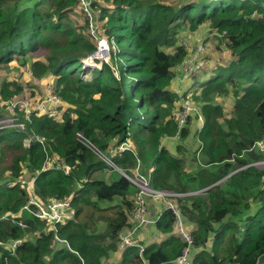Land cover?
<instances>
[{
    "label": "trees",
    "instance_id": "16d2710c",
    "mask_svg": "<svg viewBox=\"0 0 264 264\" xmlns=\"http://www.w3.org/2000/svg\"><path fill=\"white\" fill-rule=\"evenodd\" d=\"M17 2L0 0V98L32 96L44 80L59 115L29 110L22 129L0 128V264H176L185 241L166 207L148 224L162 239L141 256L128 247L105 262L129 223L136 189L127 176L135 172L155 189H202L172 197L193 224L190 264H264V170L251 164L264 158L254 145L264 141V0H91L111 63L100 61L90 81L80 78L78 57L97 42L79 0ZM201 27L214 54L199 52L178 91ZM33 176L39 201L69 200L63 222L11 216L27 194L7 183Z\"/></svg>",
    "mask_w": 264,
    "mask_h": 264
},
{
    "label": "built area",
    "instance_id": "2783aa9c",
    "mask_svg": "<svg viewBox=\"0 0 264 264\" xmlns=\"http://www.w3.org/2000/svg\"><path fill=\"white\" fill-rule=\"evenodd\" d=\"M82 9L85 11L87 16L91 18L94 16V8L91 5V0H79ZM92 26V24H91ZM96 31V28H95ZM97 33V31H96ZM94 37L97 40L98 47H106L104 42H106L105 37L100 35L99 33L94 34ZM107 43V42H106ZM108 45V44H107ZM108 49V48H107ZM98 50V48H97ZM203 51V47L198 45L197 52ZM189 61V60H187ZM194 61V60H193ZM88 65L84 64L81 66L83 68L82 72L86 70ZM85 68V69H84ZM193 68V67H192ZM191 68V69H192ZM190 69V70H191ZM188 70V69H186ZM188 70V71H190ZM82 78V77H81ZM84 79V78H83ZM91 80V79H90ZM189 101L185 100L184 101V111L179 115V120H178V125H180L184 121V114L187 112L189 109ZM79 137H82L81 133H78ZM28 144V140L25 142ZM260 148H264V142L260 141L257 143ZM129 144L127 143H122L119 145V149H124L127 147ZM94 150L97 151V155L102 156L103 158L106 157L104 154L99 151L97 148H93ZM99 152V153H98ZM108 162L113 165V162L108 159ZM256 166H259L262 168L260 165L264 164V159H260L258 161H255L253 163ZM65 171H68V165H62ZM264 170V169H263ZM138 174V176H135ZM139 175L142 176V179H139ZM127 176V175H125ZM144 175L135 172L132 177L127 176L128 180L135 184L137 186L136 192L134 194V208L131 211V214L129 216V223L126 227H123L116 236V241H115V247H116V252L120 253L124 251L127 247H136L139 250V254L141 255L142 251L145 248V243L140 240L138 235V231L142 228L148 225L149 223L153 224L155 220H157L161 213L160 211L154 214V216L150 215V212H148L147 209V204H148V198L152 197L153 199H161V202L166 199V202H163V205L166 208H170L172 212L175 215V219L173 220L172 223V233L177 234L181 239L185 241V246L182 248L181 253L176 257L175 263L176 264H190V258L188 257V248L192 244L193 240V235L191 234L192 231L190 232L188 229H186L183 226V223L181 221V215L179 214L178 208L176 206L175 201L172 199V197L178 196V192L175 191H168V190H160V189H155L152 188L146 179L143 178ZM146 177V176H144ZM147 178V177H146ZM34 181H35V176L30 177V178H25V177H17L16 180L14 181H9L7 183L8 187H12L15 183L21 185L24 187L25 191L28 194V199L26 203L23 205V208L25 210H28L31 212L33 215L36 217L45 220L48 223H54V222H59L63 221L66 218V213L70 208V202L67 199L64 200H56L48 203H42L39 201L34 193ZM20 225H23L19 223ZM21 243V240L19 238L13 239L10 243V246L12 249L17 247ZM143 260V259H142ZM143 264H151L145 262L143 260ZM163 264V263H159Z\"/></svg>",
    "mask_w": 264,
    "mask_h": 264
},
{
    "label": "rangeland",
    "instance_id": "374dc122",
    "mask_svg": "<svg viewBox=\"0 0 264 264\" xmlns=\"http://www.w3.org/2000/svg\"><path fill=\"white\" fill-rule=\"evenodd\" d=\"M32 0H18L17 2V9H21L22 7L26 6V5H29L31 3ZM35 1V0H34ZM94 16H92L89 20L92 22V26L91 24L88 23V33L89 35L91 36V38L97 42L96 38L94 37L93 33L94 34H97L96 31H95V28H96V24L94 23ZM79 20V19H78ZM202 29L200 30H197V32L193 33V35L190 36V39L192 38V41L194 42V44L197 43V47H196V51L189 57V58H186L185 60V65L182 64V66L180 67V71L183 72V75L181 78H178V81L174 82L173 85L175 86L176 89H178V91L181 90V87L183 88L184 87V84H187L188 83V77L186 75L187 73V70H190L192 67H196L197 63H193L192 61L194 59H199V61H201V55L202 53H205V52H209L210 54H214V49L211 45V43H207V45L203 46L201 41H203V39L207 36V33H206V28L205 27H201ZM99 30V29H98ZM99 34L101 35V30L99 31ZM103 36V35H102ZM181 38H185L187 36V31H183V33L180 35ZM107 42V40H106ZM104 42L103 44H105L108 48V45L107 43ZM198 45L200 47V45L203 47V50L201 54H199V52H197V49H198ZM98 48V50H97ZM105 46L104 47H98V43H96V50L94 53H82L80 54V56L78 58H80V61H81V64L84 66L88 64L86 70H83V68H80L79 70V74H80V78H84L86 81H90V79L95 76L96 74V69L99 68L100 66V61H106L107 63H111V59H110V55H109V48L107 49ZM39 55V54H37ZM200 55V56H199ZM41 58V57H40ZM212 58V57H210ZM189 60V61H187ZM11 63H14V62H11ZM93 68V69H91ZM25 69L22 70V73L24 75L25 78L28 77V74L23 72ZM92 71V72H91ZM11 73H15V72H19V71H15V70H11L10 71ZM0 74H7V73H2L0 72ZM38 78L36 79L35 78V81H37ZM34 81V82H35ZM43 82L41 83L40 80L37 81L38 83V87L37 89L35 90L34 89V93L31 94L32 96H29V94H19V95H15V96H12V97H6V98H0V107H1V111L0 113L2 114L0 116V127H5V126H14L16 128H20L22 129L23 126H24V121L22 120V118H26L29 117V114H28V111L29 110H34V109H39L41 112L42 111H49L50 113H55L56 116L59 115L58 113V109H57V106L59 105V102H58V99L56 97L55 94L52 93V89H53V86L51 84H47V83H44L45 81L42 80ZM184 83V84H182ZM181 86V87H180ZM22 121H20V120ZM28 140V138L25 139V142ZM262 141V140H260ZM260 141H257L254 145H256L260 151H264V148H260L258 146V142ZM264 142V141H263ZM167 146L168 148L173 151V149H175V143L174 142H168L167 143ZM94 150V149H93ZM95 154H97V151L94 150ZM99 153V152H98ZM189 157V156H187ZM186 157V158H187ZM104 159L106 160L107 163L108 162V157H104ZM260 159H264V158H259L255 161H258ZM255 161H253L251 164H253ZM110 164V163H109ZM262 168H260L259 166H256L258 167L259 169H264V164H261L260 165ZM135 176H138V174H136ZM133 178V177H132ZM149 183V179L144 177ZM225 177L219 179V181H222ZM139 179H142V176L139 175ZM135 186V189H137V186L134 184ZM167 190V189H165ZM168 191H172V190H168ZM188 193L185 195L184 193H178L179 196H187L189 194H196L197 192L199 191H187ZM184 194V195H183ZM184 198V197H183ZM150 202H152L153 206H160V204H157V202H161V199H153L152 197H149L148 198ZM148 201V203H150ZM163 202H166V199H164L162 201V204ZM181 221L183 223V226L188 229L190 232L193 230V224L191 221L187 220L186 218L182 217L181 216ZM216 225V224H215ZM152 231L150 229V227L148 225H146L145 227H142L138 233L136 235H140V237H142L143 235L145 236L146 234H151L152 232H149V231ZM192 234V233H191ZM116 251V247L115 249L112 251L113 253ZM195 250L192 248V246H190L188 248V257L191 259L192 258V255L194 254ZM112 259L111 257H108L106 258L105 262H110Z\"/></svg>",
    "mask_w": 264,
    "mask_h": 264
},
{
    "label": "crops",
    "instance_id": "0c3cea01",
    "mask_svg": "<svg viewBox=\"0 0 264 264\" xmlns=\"http://www.w3.org/2000/svg\"><path fill=\"white\" fill-rule=\"evenodd\" d=\"M156 207H158L157 210H153V209L150 210V215L151 216H154V214H156L157 212H159V210H161L165 206L163 205V206L159 207V206H156L155 205V208ZM138 237L140 238V240H142V242L145 243V245H147L148 242H151L153 240H160V239H162L161 234L156 233V232H152L149 235L146 234L145 236L143 235L142 237H140V235H138ZM110 255H111L110 257H111L112 261H119L122 258V253H118L116 251L114 253L113 252L110 253Z\"/></svg>",
    "mask_w": 264,
    "mask_h": 264
},
{
    "label": "clouds",
    "instance_id": "9594fccd",
    "mask_svg": "<svg viewBox=\"0 0 264 264\" xmlns=\"http://www.w3.org/2000/svg\"><path fill=\"white\" fill-rule=\"evenodd\" d=\"M0 128H2V127H0ZM28 142H29V139H28ZM24 144H25V145H28V144L25 143V141H24ZM35 178H36V177H35ZM15 185H17V183H15L13 186H15ZM18 185H19V184H18ZM34 185H35V181H34ZM20 186H21V185H20ZM33 189H34V188H33ZM26 194H27V192H26ZM27 199H28V194H27ZM26 201H27V200H26ZM25 203H26V202H25ZM25 203H24V204H25ZM70 208H71V205H70ZM70 208H69V210H70ZM69 210H68V211H69ZM25 211H26V212H29L28 210H25V209L23 208V206H22L17 212H15L14 214H11V216H14V215H21V214L24 213ZM68 211H67V213H66V218H65V219H67L68 216H69ZM29 213L32 214L31 212H29ZM32 215H33V214H32ZM33 216H35V215H33ZM35 217H36V216H35ZM37 218H38V217H37ZM38 219H40V218H38ZM65 219H64V220H65ZM41 220H43V219H41ZM64 220H63V221H64ZM63 221H59V223H61V222H63ZM17 222H18V224H19V223L23 224V225H21V226L24 227L25 223L22 222V220H18ZM149 224H151V223H149ZM19 225H20V224H19ZM16 239H17V238H16ZM20 244H21V243H20ZM145 247H146V245H145ZM127 248H128V247H127ZM127 248H126V249H127ZM144 249H145V248H144ZM138 252H139V250H138ZM120 253H123V251L120 252ZM139 255H140V254H139ZM140 256H141V255H140ZM143 260H144V259H143ZM143 260H142V262H143Z\"/></svg>",
    "mask_w": 264,
    "mask_h": 264
},
{
    "label": "water",
    "instance_id": "95a60500",
    "mask_svg": "<svg viewBox=\"0 0 264 264\" xmlns=\"http://www.w3.org/2000/svg\"><path fill=\"white\" fill-rule=\"evenodd\" d=\"M200 190H202V189H200ZM200 190H198V191H200Z\"/></svg>",
    "mask_w": 264,
    "mask_h": 264
},
{
    "label": "bare ground",
    "instance_id": "6f19581e",
    "mask_svg": "<svg viewBox=\"0 0 264 264\" xmlns=\"http://www.w3.org/2000/svg\"><path fill=\"white\" fill-rule=\"evenodd\" d=\"M88 65V64H87ZM91 69H93V68H91Z\"/></svg>",
    "mask_w": 264,
    "mask_h": 264
}]
</instances>
